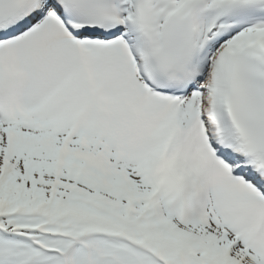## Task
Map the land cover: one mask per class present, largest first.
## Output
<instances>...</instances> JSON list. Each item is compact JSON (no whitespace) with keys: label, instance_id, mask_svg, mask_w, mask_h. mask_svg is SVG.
<instances>
[{"label":"snow or ice","instance_id":"1","mask_svg":"<svg viewBox=\"0 0 264 264\" xmlns=\"http://www.w3.org/2000/svg\"><path fill=\"white\" fill-rule=\"evenodd\" d=\"M0 264H264V0H0Z\"/></svg>","mask_w":264,"mask_h":264}]
</instances>
